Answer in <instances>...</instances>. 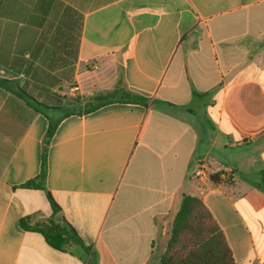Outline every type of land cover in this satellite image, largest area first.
<instances>
[{
	"label": "crops",
	"instance_id": "1",
	"mask_svg": "<svg viewBox=\"0 0 264 264\" xmlns=\"http://www.w3.org/2000/svg\"><path fill=\"white\" fill-rule=\"evenodd\" d=\"M121 88L148 104L70 115L49 142L46 188L91 253L57 250L20 224L52 214L21 185L63 114L53 102ZM262 170L264 0H0V264H154L184 194L236 262L264 264Z\"/></svg>",
	"mask_w": 264,
	"mask_h": 264
},
{
	"label": "trees",
	"instance_id": "2",
	"mask_svg": "<svg viewBox=\"0 0 264 264\" xmlns=\"http://www.w3.org/2000/svg\"><path fill=\"white\" fill-rule=\"evenodd\" d=\"M193 94L196 98L207 95L195 90ZM114 102L147 105L148 99L121 88L110 93L97 94L85 102L79 98L55 100L54 107L61 109L63 114L55 120L48 117L50 124L45 136L40 173L21 185L24 188L45 191L52 209L50 217H42L43 214L36 213L22 219V228L42 234L46 242L57 250L75 245L81 249L83 255L91 253V248L84 244L77 231L66 221L62 208L46 188L49 142L64 118L74 114H88ZM43 105L47 107L46 104ZM210 181L215 185L230 182L221 180L220 173L211 175ZM261 182L264 185V170L261 171ZM171 224V235L158 264H240L233 257L223 230L200 197L184 194L180 209Z\"/></svg>",
	"mask_w": 264,
	"mask_h": 264
},
{
	"label": "rangeland",
	"instance_id": "3",
	"mask_svg": "<svg viewBox=\"0 0 264 264\" xmlns=\"http://www.w3.org/2000/svg\"><path fill=\"white\" fill-rule=\"evenodd\" d=\"M204 152V150H202ZM236 152V151H234ZM231 151H227V154L230 156ZM213 156L216 155V153L213 151ZM224 175L225 177L221 176ZM220 178L221 180H230V174L227 172H220ZM262 224L264 225V212L262 213ZM171 229H172V224L170 223L167 228H162L159 234V238L155 243V255L153 258L154 264H158L160 257L164 254L165 248L168 242V239L171 235ZM256 231V230H254Z\"/></svg>",
	"mask_w": 264,
	"mask_h": 264
},
{
	"label": "built area",
	"instance_id": "4",
	"mask_svg": "<svg viewBox=\"0 0 264 264\" xmlns=\"http://www.w3.org/2000/svg\"><path fill=\"white\" fill-rule=\"evenodd\" d=\"M196 176L204 177V176H205V170H204V168H200V169L196 172ZM221 176L225 177L224 175H221Z\"/></svg>",
	"mask_w": 264,
	"mask_h": 264
}]
</instances>
